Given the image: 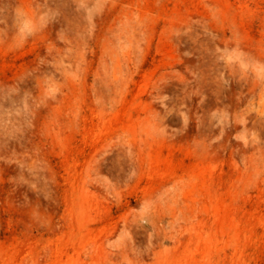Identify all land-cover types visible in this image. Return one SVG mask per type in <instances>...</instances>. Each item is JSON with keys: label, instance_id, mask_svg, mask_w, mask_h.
I'll list each match as a JSON object with an SVG mask.
<instances>
[{"label": "rangeland", "instance_id": "374dc122", "mask_svg": "<svg viewBox=\"0 0 264 264\" xmlns=\"http://www.w3.org/2000/svg\"><path fill=\"white\" fill-rule=\"evenodd\" d=\"M0 264H264V0H0Z\"/></svg>", "mask_w": 264, "mask_h": 264}]
</instances>
